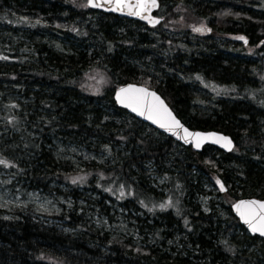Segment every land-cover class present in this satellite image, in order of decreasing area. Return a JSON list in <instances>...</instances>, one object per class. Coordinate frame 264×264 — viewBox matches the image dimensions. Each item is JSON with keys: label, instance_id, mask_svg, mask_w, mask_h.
Returning <instances> with one entry per match:
<instances>
[{"label": "trees", "instance_id": "obj_1", "mask_svg": "<svg viewBox=\"0 0 264 264\" xmlns=\"http://www.w3.org/2000/svg\"><path fill=\"white\" fill-rule=\"evenodd\" d=\"M85 5L0 0V159L66 180L76 198L97 193L88 202L104 212L107 201L141 212L137 240L77 208L46 214L57 221L0 211V264H264V240L231 211L264 199V0H160L156 27ZM201 21L211 31H194ZM125 83L159 92L190 129L231 136L234 150L195 152L138 120L113 98ZM50 138L104 160L78 171L54 160ZM11 143L29 160L3 153Z\"/></svg>", "mask_w": 264, "mask_h": 264}, {"label": "rangeland", "instance_id": "obj_2", "mask_svg": "<svg viewBox=\"0 0 264 264\" xmlns=\"http://www.w3.org/2000/svg\"><path fill=\"white\" fill-rule=\"evenodd\" d=\"M201 24L202 21L197 23L195 28ZM205 84L212 92H219L223 89L220 85L216 86L214 82ZM198 94H203L206 98L211 95L203 91ZM0 147H2L1 144ZM18 147L17 143L8 144V151L4 150L3 153H8L18 162L29 160L23 150H19ZM45 149L55 161L68 162L78 171H83L87 162L104 160L101 158V153L86 152L66 139L50 138ZM0 151L2 152V149ZM7 161L9 162L7 164L0 163V211L5 217L12 218L18 213H24L38 220L55 221L56 219L46 214H59L61 211L77 208L79 213H84L99 227L119 237H133L137 240V217L141 215V212L125 204L111 201H107V211L104 212L96 203L88 202L91 198H98L97 193L89 191L85 198H76L71 193L66 180L50 181L48 178L31 177L20 170L21 167L15 169V164L10 160ZM210 184L207 190L212 191L211 196L215 197L217 190ZM80 191L84 190L80 189ZM217 200L220 199L217 197Z\"/></svg>", "mask_w": 264, "mask_h": 264}, {"label": "snow or ice", "instance_id": "obj_3", "mask_svg": "<svg viewBox=\"0 0 264 264\" xmlns=\"http://www.w3.org/2000/svg\"><path fill=\"white\" fill-rule=\"evenodd\" d=\"M87 5H93L96 8H104L107 6L116 12L128 11L130 15L142 16L150 24L158 22L157 18L146 15L151 9L158 7L157 0H87ZM24 19L26 20L27 18ZM205 30L211 31V29L203 27L194 28V31ZM238 39L247 43V37L245 36H239ZM260 44H264V40H261ZM197 78L199 79V77ZM115 100L118 104L131 109L139 116L145 117L147 120L158 125L159 128L179 137L185 143L191 140L193 146L197 149L201 147L206 139H214L217 144L223 142L224 147H232L231 139L218 132L190 131L189 128L185 127L177 119L172 109L169 108L161 96L145 85L129 83L117 87L115 89ZM0 163L7 164L9 162L0 159ZM82 179V177H74L73 183H76L78 180L82 182ZM217 183L220 184L221 190H225L224 184L219 179H217ZM121 195H123V192H121ZM168 206H170L169 203H161L158 205L161 209ZM232 207L252 233L264 235V200H237ZM185 223L187 224V220H185Z\"/></svg>", "mask_w": 264, "mask_h": 264}, {"label": "water", "instance_id": "obj_4", "mask_svg": "<svg viewBox=\"0 0 264 264\" xmlns=\"http://www.w3.org/2000/svg\"><path fill=\"white\" fill-rule=\"evenodd\" d=\"M157 4H158V7L153 8V9H151L148 13H146V15H148V16H151V17H155V18H157L158 22L155 23V24H150V23H148V21L145 20V19H143L142 16H133V15H130V14L128 13V11H124V12H116V11H114V10H111V9H110L109 7H107V6L104 7V8H96V7L93 6V5H88V7H89L90 9H92V10H95V11L103 12V13H106V14H113V15L121 16V17H124V18H128V19H132V20H135V21H139V22H141V23H143V24H145V25H147V26H150V27H156V26H158V25L162 22V18H161L160 16H158V15L155 14L156 11H157V10L159 9V7H160V1H159V0H157ZM126 84H129V83H126ZM135 84H137V83H135ZM122 85H124V84H122ZM122 85H120V86H122ZM138 85H141V84H138ZM120 86H119V87H120ZM146 87H147V86H146ZM148 88H149V87H148ZM150 89H151V88H150ZM151 90L155 91L158 95H160L161 98L165 101V103L169 106V108H171L170 105L166 102V100L164 99V97H163L160 93H158V92H157L156 90H154V89H151ZM113 98H114V100H115V90H114V93H113ZM115 102H116V100H115ZM116 104H117L118 107L125 109L128 113H130L131 115H133V116L136 117L137 119H139V120H141V121H143V122H146L147 124H149L150 126L154 127L155 129H157V130L163 132L165 135H167V136L170 137L171 139L175 140L176 142H178V143H180V144H182V145H184V146H192V148L194 149L195 152H201V151L203 150V148H204L205 146H208V145H210V146H214V147H216V148L222 150V151L225 152V153L232 152L233 149H234V147H235V141H234V139H233L231 136L227 135V134H224V133H222V132H218V131H214V130H194V129H190L186 124H184V123L181 121V119L175 114V112H174V110H173L172 108H171V109H172V111H173V114H175L176 117H177V119H179V120L181 121V123H183V124L185 125V127L189 128L190 131H199V132H218V133H220V134H222V135H224V136H227V137H229V138L231 139V141H232V147H224V146H223V142L220 143V144H217V143H215V140H214V139H206V140H204V142L202 143L201 147H200L199 149H197V148H195V147L193 146V143H192L191 140H189V142L185 143V141L180 140L179 137L173 135L172 133L167 132V131L164 130V129L159 128L158 125H156V124L152 123L151 121L147 120L145 117L139 116L137 113L133 112L131 109L126 108V107H124L123 105L118 104L117 102H116ZM249 199L264 200V199H262V198H258V197H244V198H239V199H237V200H249ZM237 200H236V201H237ZM236 201H235V202H236ZM235 202H234V203H235ZM234 203H233V204H234ZM233 204H232V205H233ZM232 205H231V209H232V212H233L234 216H235L236 218H238L240 224L244 226V228L247 230L248 234H250L251 236H256V237H259V238L264 239V235H261L260 233H252V232L248 229L247 225L244 224V222L240 219L239 215L236 213V211H235V209L232 207Z\"/></svg>", "mask_w": 264, "mask_h": 264}, {"label": "bare ground", "instance_id": "obj_5", "mask_svg": "<svg viewBox=\"0 0 264 264\" xmlns=\"http://www.w3.org/2000/svg\"><path fill=\"white\" fill-rule=\"evenodd\" d=\"M235 201H236V200H235ZM235 201H234V202H235ZM234 202H233V203H234ZM233 203H232V204H233Z\"/></svg>", "mask_w": 264, "mask_h": 264}]
</instances>
